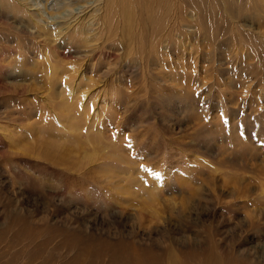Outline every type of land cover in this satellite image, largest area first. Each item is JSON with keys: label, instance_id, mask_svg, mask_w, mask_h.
<instances>
[{"label": "rangeland", "instance_id": "374dc122", "mask_svg": "<svg viewBox=\"0 0 264 264\" xmlns=\"http://www.w3.org/2000/svg\"><path fill=\"white\" fill-rule=\"evenodd\" d=\"M153 1L0 0V264H264V0Z\"/></svg>", "mask_w": 264, "mask_h": 264}, {"label": "bare ground", "instance_id": "6f19581e", "mask_svg": "<svg viewBox=\"0 0 264 264\" xmlns=\"http://www.w3.org/2000/svg\"><path fill=\"white\" fill-rule=\"evenodd\" d=\"M158 2V1H157ZM155 3H156V1L154 0L153 2H152V8L154 7V5H155ZM254 4L256 3L255 1L253 2ZM151 6V5H150ZM240 6V5H239ZM147 8V7H146ZM150 8V7H149ZM149 8H148V10H149ZM259 9V8H258ZM254 11V10H253ZM255 13H253L252 14V17H254L255 15H254ZM151 16V15H150ZM85 24H87V23H85ZM251 153V152H250ZM253 153V152H252ZM254 154V153H253ZM252 156V155H251ZM254 156V155H253Z\"/></svg>", "mask_w": 264, "mask_h": 264}, {"label": "snow or ice", "instance_id": "6c2138e0", "mask_svg": "<svg viewBox=\"0 0 264 264\" xmlns=\"http://www.w3.org/2000/svg\"><path fill=\"white\" fill-rule=\"evenodd\" d=\"M145 171H151V170H149V169H147V168H145ZM154 175H156V176H159V174L158 173H153Z\"/></svg>", "mask_w": 264, "mask_h": 264}]
</instances>
